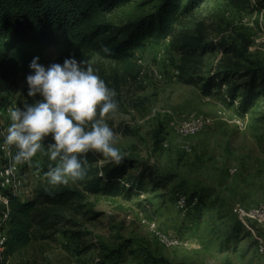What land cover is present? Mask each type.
<instances>
[{
    "label": "rangeland",
    "instance_id": "obj_1",
    "mask_svg": "<svg viewBox=\"0 0 264 264\" xmlns=\"http://www.w3.org/2000/svg\"><path fill=\"white\" fill-rule=\"evenodd\" d=\"M129 13L118 9L113 18L121 21ZM187 33L218 46L205 55L201 77L233 63L241 69L264 67V9L238 11L226 0H206L174 37L137 49L136 79L118 80L113 61L92 55L88 63L117 93L118 111L107 122L118 134L124 159L139 165L130 173L153 169L160 184L150 190L155 182L145 178L148 191L130 198L86 193L62 210L56 223L36 222L31 243L5 255L3 264H264V222L246 220L250 229L236 211L264 205V98L242 115L240 100L229 98L228 87L204 95L201 83L182 82L181 56L171 41ZM231 47L242 56L226 51ZM53 62L63 63L50 49L41 64ZM0 91V109L33 101L26 80L0 77ZM200 116L212 124L182 137L178 126ZM10 123V118L0 123V142ZM10 146L15 156L17 149ZM3 157L0 149V171ZM47 157L38 152L29 162L14 160L21 200H35L39 210L48 206L43 193L57 187L45 176ZM69 184L82 189L77 180ZM162 235L180 243L169 247Z\"/></svg>",
    "mask_w": 264,
    "mask_h": 264
},
{
    "label": "trees",
    "instance_id": "obj_2",
    "mask_svg": "<svg viewBox=\"0 0 264 264\" xmlns=\"http://www.w3.org/2000/svg\"><path fill=\"white\" fill-rule=\"evenodd\" d=\"M206 0H0V77L6 81L25 80L29 74V63L35 56L44 61L47 52L54 49L60 60L75 56L89 61L92 55L113 61L117 79H136L141 66L136 50L149 42L159 43L174 37L185 17L198 10ZM238 11L248 8L264 9V0H226ZM253 1L256 3L253 7ZM129 8L128 16L116 21L118 9ZM172 46L181 56L179 78L187 84L201 83L204 95L228 87L229 98L240 100V112L245 115L260 98H264V67L255 63L241 69L237 63L220 68L208 77H201L204 57L218 46L206 43L204 35L185 34L173 39ZM233 51L242 56L238 49ZM241 80V81H239ZM51 142L50 138L45 145ZM87 173L77 185L61 184L56 189L44 192L46 209L39 210L35 200L23 201L8 189L0 190L10 199L8 221L7 256H13L32 241L36 224L56 223L61 211L85 194L102 195L109 198L141 195L148 191L145 178L154 181L150 190L159 186L153 169H142L139 174L130 173L134 160L124 159L121 164L107 162L101 154H86ZM56 162L48 157L45 170ZM134 165V166H133ZM201 201L202 196L196 195ZM40 218V220H38ZM52 220V221H51ZM4 259H0V264ZM103 264V263H102Z\"/></svg>",
    "mask_w": 264,
    "mask_h": 264
},
{
    "label": "clouds",
    "instance_id": "obj_3",
    "mask_svg": "<svg viewBox=\"0 0 264 264\" xmlns=\"http://www.w3.org/2000/svg\"><path fill=\"white\" fill-rule=\"evenodd\" d=\"M39 61V56L33 57L25 78L33 101L9 110L11 123L3 135L4 142L17 149L13 159L26 163L38 152L46 154L56 162L45 173L51 185L83 179L89 152L121 164L118 134L107 122L119 108L116 90L90 63L75 56L63 63ZM48 138L51 142L45 145Z\"/></svg>",
    "mask_w": 264,
    "mask_h": 264
},
{
    "label": "built area",
    "instance_id": "obj_4",
    "mask_svg": "<svg viewBox=\"0 0 264 264\" xmlns=\"http://www.w3.org/2000/svg\"><path fill=\"white\" fill-rule=\"evenodd\" d=\"M17 106L18 105L16 103H10L9 105L2 107L0 109V123L5 119H9V110ZM210 124H212V119L209 117H193L190 120L183 121L178 126V132L182 137H190L199 134ZM0 149L4 152L3 158L5 159V161L3 162L5 167L0 171V186L3 189H8L12 195L22 199L19 194V186L15 182V163L11 146L2 141L0 142ZM10 210V199L0 190V259H4L6 255ZM236 211L241 220L250 229H252L251 224L246 223V220L264 222V205L254 207L249 211L243 209L242 207H237ZM161 240L165 245L169 247L177 246L180 243L177 239L167 237L166 235H162ZM260 241V248L261 250H264V240L260 239Z\"/></svg>",
    "mask_w": 264,
    "mask_h": 264
}]
</instances>
